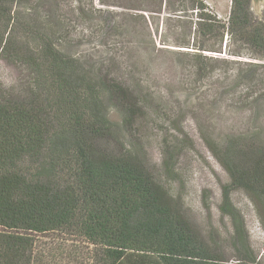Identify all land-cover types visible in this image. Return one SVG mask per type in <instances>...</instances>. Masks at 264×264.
Segmentation results:
<instances>
[{"label": "trees", "instance_id": "obj_1", "mask_svg": "<svg viewBox=\"0 0 264 264\" xmlns=\"http://www.w3.org/2000/svg\"><path fill=\"white\" fill-rule=\"evenodd\" d=\"M250 1L231 0L222 21L202 0H0V59L21 75L16 87L0 85V264H43L35 243L47 234L84 239L95 247L92 264H224L148 170L140 133L146 119L164 111L150 72L166 50L185 66L180 89L198 102L175 100V118H165L183 136L162 141L163 172L173 179L186 112L212 121L219 108L198 83L217 62L242 63L225 36L261 62H244L235 75V87L245 86L236 108L259 120L264 12L256 19ZM162 20L184 30L174 45L159 39L160 50ZM77 21H95L91 35L104 57L73 51L84 43L74 35ZM211 121L199 125L200 136L230 179L220 210L233 222L240 260L254 264L230 193L243 190L264 212V141L249 131L214 135Z\"/></svg>", "mask_w": 264, "mask_h": 264}, {"label": "rangeland", "instance_id": "obj_2", "mask_svg": "<svg viewBox=\"0 0 264 264\" xmlns=\"http://www.w3.org/2000/svg\"><path fill=\"white\" fill-rule=\"evenodd\" d=\"M202 1L218 19L227 21L231 0ZM93 2L97 4L98 0H93ZM21 10L23 9L21 8ZM250 11L256 19H261L264 12V0H251ZM94 22L79 23L77 21L72 24L76 30L74 35L79 38L83 37L84 41L80 47L74 48L73 51L81 56L86 55L97 60L99 57H104L106 49L95 45L97 40L91 35L96 29ZM183 30L181 23L166 22L165 20L163 23L162 20L156 39L157 48L161 50L163 47L159 44V39L167 41L168 45H174L175 36ZM226 43L230 51H241L244 57L233 59L242 63L225 65L222 62H217L214 64V72L209 78L198 83L202 92L209 91L208 100L216 99L218 101L219 108L212 114V121L210 120L213 124L211 132L223 137L232 132L245 134L249 131V134H256L260 140L264 141V107L258 110L259 120L253 118V111L237 109L236 101L238 102L239 97L245 94L242 91L245 86L235 87L236 73L247 68L244 66V62H261L249 58L252 55L249 50L246 48L241 50L239 43L234 44L225 36L224 44ZM169 48L177 50L175 47ZM159 55L160 58L157 60L156 66L153 65L150 72L155 73L152 78L150 77V84L153 88L161 91L164 98L162 100L165 103L164 111L157 112L146 119L141 127L143 132L140 133L148 170L160 179L173 199L180 201L185 218L198 231L211 252L223 260L224 264H246L248 263L246 260V263L240 260L234 245L233 222L220 210L222 190L230 183V179L209 152L200 136L199 125L207 126L210 122L207 115L200 113L195 119L190 112H186V116L182 120V129L187 138L183 140L178 149L175 177L169 179L164 175L162 166L163 139L170 138L171 141H174V138L183 139V136L173 130L172 123L166 121L165 118L172 117L173 112L171 111H174V107L177 105L175 100L182 104L191 102L196 105L198 102L194 98H188L187 94L180 89V79L184 76L182 67L185 66L179 65L173 59L174 55H170L166 50H163ZM206 55L223 59L229 58L223 54L219 56L206 53ZM185 62L187 63L186 60ZM190 69L191 67H188L189 71ZM20 77L21 75L15 67L0 59V85L3 88L16 87ZM225 89H230L231 92L225 95ZM261 92L264 93V89ZM174 116L172 118H175ZM110 118L112 121L118 122V117L114 112L110 113ZM230 201L243 220L244 234L251 250L250 257L255 259L254 264H264V212L257 208L243 190H233L230 193ZM35 245L43 256V264H92L95 253L94 246L76 236L47 234L36 238Z\"/></svg>", "mask_w": 264, "mask_h": 264}]
</instances>
